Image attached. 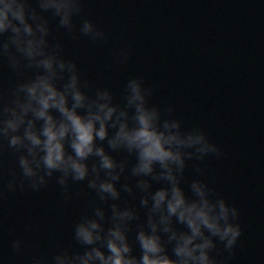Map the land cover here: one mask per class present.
<instances>
[{
  "label": "water",
  "instance_id": "water-1",
  "mask_svg": "<svg viewBox=\"0 0 264 264\" xmlns=\"http://www.w3.org/2000/svg\"><path fill=\"white\" fill-rule=\"evenodd\" d=\"M30 3L40 11L38 0ZM82 8L73 19L74 30L79 33L88 19L105 39L93 41L83 34L73 39L49 11L43 15L51 29L50 44L60 43L62 56L76 62L81 79L90 82L89 95L108 88L114 101L122 103L128 80L139 77L152 89L151 105L171 107L184 129L199 126L206 132L222 155L188 161L182 187L191 196L193 179L207 182L238 209L234 222L242 228L230 259L219 241L211 255L227 264H264V0H82ZM122 49L128 58L117 60ZM32 75L34 71L13 70L0 57V98H8L18 82ZM18 155L6 140L0 141V264L51 260L64 249L82 252L73 229L93 202L99 203L95 192L87 181H70L65 194L58 173L39 190L9 191L8 182L16 178L19 184L22 178ZM112 155L134 162L125 152ZM136 179L122 177L120 183L135 186ZM161 186L153 183V191ZM142 195L138 189L135 195L122 191L117 201L138 211L129 232L136 256L135 225L147 218ZM109 205L100 206L110 216ZM18 239L22 246L15 251L12 243ZM168 251L171 255V246Z\"/></svg>",
  "mask_w": 264,
  "mask_h": 264
},
{
  "label": "clouds",
  "instance_id": "clouds-1",
  "mask_svg": "<svg viewBox=\"0 0 264 264\" xmlns=\"http://www.w3.org/2000/svg\"><path fill=\"white\" fill-rule=\"evenodd\" d=\"M38 8L30 0H0V57H6L13 70L34 71L8 98H0V141L6 140L19 154L22 175L19 184L14 178L7 188L39 190L58 173L65 194L70 181H87L99 203L94 201L74 226L82 252L64 249L51 260L34 258L32 264H227L211 253L219 241L231 258L242 235L241 225L234 222L238 209L204 180L191 181V196L182 187L187 162L219 157L217 144L199 126L184 129L182 121L172 117L171 107L151 105L152 89L142 78L128 80L122 103L114 101L108 88L89 95L90 82L81 79L76 62L62 56L60 43L50 44L51 29L43 13L58 17V27L73 39L83 34L103 40L106 34L88 19L79 33L74 30L82 0H38ZM128 55L122 49L117 60ZM120 152L134 162L112 155ZM129 176L137 178L135 186L120 183ZM153 183L162 186L153 191ZM135 189L143 193L140 206L147 209L146 222L135 225L139 256L133 255L129 241L138 211L117 203L122 191L135 195ZM101 204L109 205L110 216ZM21 246L19 239L12 243L15 251Z\"/></svg>",
  "mask_w": 264,
  "mask_h": 264
}]
</instances>
